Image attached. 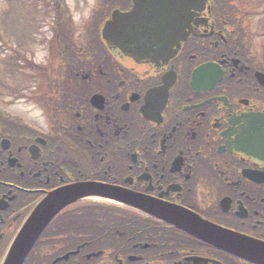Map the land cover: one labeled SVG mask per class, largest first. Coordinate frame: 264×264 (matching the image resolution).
<instances>
[{
    "label": "flooded vegetation",
    "instance_id": "obj_1",
    "mask_svg": "<svg viewBox=\"0 0 264 264\" xmlns=\"http://www.w3.org/2000/svg\"><path fill=\"white\" fill-rule=\"evenodd\" d=\"M201 20L159 66L115 56L100 41L95 57H55L54 77L24 98L36 118L0 112V264L48 193L86 181L264 241V59L236 28ZM206 64L222 79L204 75L192 86ZM102 202L65 208L23 264H252Z\"/></svg>",
    "mask_w": 264,
    "mask_h": 264
},
{
    "label": "water",
    "instance_id": "obj_2",
    "mask_svg": "<svg viewBox=\"0 0 264 264\" xmlns=\"http://www.w3.org/2000/svg\"><path fill=\"white\" fill-rule=\"evenodd\" d=\"M130 12L115 10L107 21L103 38L135 59L152 61L171 57L173 33H184L189 27L192 10H203L207 0H132ZM166 51V53H164ZM169 55H168V54ZM165 57V58H166ZM115 190L93 183H78L60 188L44 199L35 209L18 235L4 264H23L31 248L50 221L66 206L93 197L117 199L150 215L174 224L237 257L264 264V244L243 238L184 214V211L165 207L137 195H120Z\"/></svg>",
    "mask_w": 264,
    "mask_h": 264
},
{
    "label": "rangeland",
    "instance_id": "obj_3",
    "mask_svg": "<svg viewBox=\"0 0 264 264\" xmlns=\"http://www.w3.org/2000/svg\"><path fill=\"white\" fill-rule=\"evenodd\" d=\"M243 1L251 3L250 0ZM50 2L51 0H0V112L14 118L21 119L26 115L27 118L28 116L36 118L34 112L25 111L24 98L17 100V97H22L25 90L35 87L30 86L31 77L26 76L33 71L25 64V59L41 66H48L51 62L50 43L53 19L46 14ZM236 2L240 4L242 0H236ZM66 3L70 9L77 36L78 32H83L82 24L95 11L98 0H66ZM246 6L249 7L246 8L247 14L251 17L247 20L249 27L257 33L260 30L259 23L264 19V1L262 0V4L259 5V0H256L254 4ZM35 27L38 29L36 30ZM25 33L27 37L24 36ZM23 36V39H18ZM256 40L260 41L258 37ZM9 57L21 59L22 69L18 72L16 67L8 69L4 61ZM27 93L30 92L27 91Z\"/></svg>",
    "mask_w": 264,
    "mask_h": 264
},
{
    "label": "trees",
    "instance_id": "obj_4",
    "mask_svg": "<svg viewBox=\"0 0 264 264\" xmlns=\"http://www.w3.org/2000/svg\"><path fill=\"white\" fill-rule=\"evenodd\" d=\"M101 5L98 8V17L96 18V21L94 24L89 25V27H92L91 32L92 34L95 33L97 34V29L98 26L100 25L101 19H103V16L107 14V12L110 10L108 8H114L119 5L120 3L123 2L124 0H100ZM220 2L221 7L224 9H227L229 11L235 10L237 6L234 4L235 0H217ZM251 2H255V0H250ZM108 9V11H107ZM107 11V12H106ZM237 12V11H236ZM47 15H55L58 21H56V42L58 50L61 51V54L65 57L66 52L64 51L65 45L68 41L73 39V34H74V25L71 20V15L69 12V8L66 4V0H51L50 5H48V11L46 12ZM262 29L264 31V20L262 23ZM26 31V30H25ZM27 37V33L25 35ZM23 37H20L18 39H23ZM63 50V51H62ZM74 50H77L76 48ZM77 57H95L97 56L95 48H89L86 46L85 49H79L77 50V53L75 54ZM1 57V55H0ZM18 59L14 57H9L6 59L4 62H7V67L10 69V67H13L16 64V61ZM28 66L32 67L31 64L27 63ZM39 72L44 73V74H49V69L48 68H38L37 69Z\"/></svg>",
    "mask_w": 264,
    "mask_h": 264
},
{
    "label": "bare ground",
    "instance_id": "obj_5",
    "mask_svg": "<svg viewBox=\"0 0 264 264\" xmlns=\"http://www.w3.org/2000/svg\"><path fill=\"white\" fill-rule=\"evenodd\" d=\"M209 2L211 3L212 1L210 0ZM203 10L208 11V12H212V11L215 10V8H214L213 6H211V5H209V3H206V5H205V7H204ZM189 21H192V20L190 19ZM246 237H247V236H246ZM256 242H258V243H262V242L259 241V240H257Z\"/></svg>",
    "mask_w": 264,
    "mask_h": 264
}]
</instances>
